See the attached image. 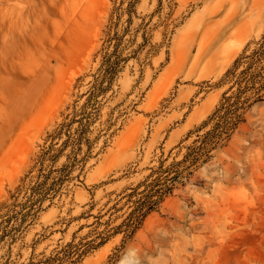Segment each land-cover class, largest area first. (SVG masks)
Here are the masks:
<instances>
[{
    "label": "rangeland",
    "instance_id": "1",
    "mask_svg": "<svg viewBox=\"0 0 264 264\" xmlns=\"http://www.w3.org/2000/svg\"><path fill=\"white\" fill-rule=\"evenodd\" d=\"M244 2L0 0V126L48 63L58 75L45 112L2 127L0 223L28 226L0 264H264V99L132 238L115 232L128 194L183 156L232 83L225 72L263 44L264 11L244 38L218 37Z\"/></svg>",
    "mask_w": 264,
    "mask_h": 264
},
{
    "label": "trees",
    "instance_id": "2",
    "mask_svg": "<svg viewBox=\"0 0 264 264\" xmlns=\"http://www.w3.org/2000/svg\"><path fill=\"white\" fill-rule=\"evenodd\" d=\"M249 57L251 58L249 63L240 72H237V69L242 57L225 72V78L231 79L232 83L224 91L212 113L197 129L188 133L185 139L193 132H198L197 137L187 145L183 156L168 165H165L164 160L161 161L147 179L128 194L134 208L115 230L116 233L121 231L125 233V241L133 237L151 211L158 209L167 196L214 156L217 149L229 143L236 130L246 120L247 111L256 102L264 99V63L261 64L264 58V42ZM118 67L119 60H113L109 63L108 71L115 76ZM205 128L207 129L201 133ZM141 184H145V187L138 190ZM33 191L35 194H41L44 191L43 183L34 187ZM27 226L25 220L20 223L11 220L6 224L0 223V246L2 244L11 246Z\"/></svg>",
    "mask_w": 264,
    "mask_h": 264
},
{
    "label": "bare ground",
    "instance_id": "3",
    "mask_svg": "<svg viewBox=\"0 0 264 264\" xmlns=\"http://www.w3.org/2000/svg\"><path fill=\"white\" fill-rule=\"evenodd\" d=\"M260 1V0H258ZM256 1V2H258ZM54 1H52V4L51 5H55L53 4ZM57 3V2H56ZM252 3H255V2H252ZM29 4V3H28ZM47 4V3H46ZM43 7V6H42ZM41 8V7H40ZM47 9V8H46ZM44 11V10H43ZM263 11H264V0H262L259 4L256 3L255 5L252 4L250 5V8H249V0H245L244 2V5L242 7V9L238 12H235V13H232L230 14L227 19H226V22L224 23V25L221 27L220 31H219V34H218V37H221L223 35H226V33H231V34H238V35H242L243 38H244V34L245 35H249L251 34L258 26V24L261 22L262 20V17H263ZM38 12V11H37ZM48 15V14H46ZM77 15V13H76ZM80 15V14H79ZM83 15V13H82ZM35 18L38 19V17L35 16ZM35 18H34V21H35ZM50 19V17H49ZM48 19V20H49ZM80 19V17H79ZM46 20V19H45ZM48 20H46L48 22ZM36 23V21H35ZM33 24L32 26H35L37 25L36 24ZM47 24V23H46ZM39 25H40V21H39ZM43 25H45V23H43ZM74 26V25H73ZM43 28V27H42ZM45 28V27H44ZM76 28V27H75ZM45 30V29H44ZM43 30V31H44ZM41 33V32H39ZM38 33V34H39ZM11 34V33H10ZM12 35V34H11ZM34 35V34H33ZM95 36V35H94ZM67 36H65L66 38ZM12 38V37H11ZM37 38V37H36ZM68 38V37H67ZM66 38V39H67ZM76 38V36L74 37V39ZM72 39V38H71ZM36 40V39H33V41ZM65 40V39H63ZM70 41V40H69ZM76 41V40H75ZM8 42V41H7ZM63 42V41H62ZM77 42V41H76ZM36 43H37V40H36ZM41 43V41H40ZM58 43V42H56ZM55 43V44H56ZM60 43H61V40H60ZM8 44V43H7ZM33 44V42H32ZM43 44V43H42ZM53 44V45H55ZM67 44V43H66ZM35 45V44H34ZM41 45V44H39ZM65 45V44H64ZM63 45V46H64ZM74 45V44H73ZM38 46V43L37 45ZM43 46V47H42ZM45 45H41L42 48L46 49L44 47ZM63 46H60V51L62 52V48L64 50V47ZM66 46V45H65ZM72 46V45H71ZM50 47V46H49ZM57 47V46H56ZM58 48V47H57ZM70 48V47H68ZM55 49V48H54ZM59 49V48H58ZM48 50V49H47ZM51 50V47L50 49ZM57 50V49H55ZM203 50H201V53H202ZM56 53V52H55ZM58 53V52H57ZM53 54V52H52ZM10 55V54H9ZM14 56H17V55H14ZM56 56V54H55ZM58 56V55H57ZM55 57L54 59L58 58V57ZM61 56V55H60ZM13 57V56H12ZM11 57V58H12ZM62 57V56H61ZM16 58V57H15ZM63 58V57H62ZM49 59H50V56H49ZM7 60V59H6ZM13 60V59H12ZM47 60H48V56H47ZM60 60L62 61L63 59L60 58ZM65 60V59H64ZM59 63V62H56V64ZM62 63V62H60ZM7 64V63H6ZM53 66L55 64H52ZM51 65V63H48L46 65V68L45 70L47 71V73L40 79V80H37L38 82H34L28 92L19 100L18 103H16L14 105V107H10L11 108V112L8 117L9 119H5L6 121H4V123H6V125H9L11 124L10 126L11 127V130L12 128H16L20 125H23L24 123H26L28 120H26L27 118H29V116H34V115H38L40 114L41 112H43L45 110V108H47V105L51 102L52 100V97H53V93H54V88L56 86V81L58 79V75L56 76V81L54 80L53 81V73L52 71L54 70L53 69V66ZM3 66V65H2ZM7 66V65H6ZM57 66V65H56ZM4 70L6 69L5 66H3ZM14 69V68H12ZM43 69V68H42ZM57 69V68H56ZM8 70V68H7ZM9 73H10V70H8ZM7 72V71H6ZM40 72V71H39ZM44 72V71H42ZM41 72V73H42ZM1 73V72H0ZM40 73V74H41ZM56 74V73H55ZM54 74V76H55ZM2 75V74H1ZM6 76V75H5ZM12 76V75H11ZM29 76V75H28ZM32 76V75H31ZM36 76V75H35ZM34 76V77H35ZM40 76V75H39ZM27 77H25L26 79ZM30 78V76L28 77ZM27 78V79H28ZM33 78V77H32ZM17 79V78H16ZM23 79L26 83V80ZM32 80V79H31ZM53 82H55V84H53ZM28 84V83H27ZM26 85V84H25ZM12 98V97H11ZM17 100V99H16ZM48 109V108H47ZM45 112V111H44ZM43 114V113H42ZM41 114V115H42ZM7 118V117H6ZM30 119V118H29ZM8 121V123H7ZM10 121V123H9ZM26 121V122H25ZM6 125H1L0 129L2 130L3 128L2 127H5ZM8 126V127H10ZM7 131L9 130L8 128H6ZM4 130V129H3ZM6 130H4L5 133H2V134H8L7 137H2L3 139L0 141V157L1 159L4 160V162H6L5 160H7V156L9 155V148H10V145H7V143L10 141L9 137L10 135L12 134L11 132L10 133H7ZM0 133V134H1ZM0 138H1V135H0ZM11 154V153H10ZM6 158V159H5ZM2 162V163H4ZM4 166V164H3Z\"/></svg>",
    "mask_w": 264,
    "mask_h": 264
}]
</instances>
